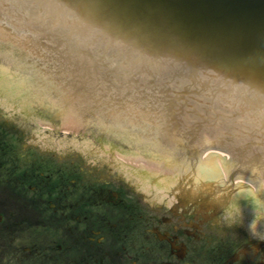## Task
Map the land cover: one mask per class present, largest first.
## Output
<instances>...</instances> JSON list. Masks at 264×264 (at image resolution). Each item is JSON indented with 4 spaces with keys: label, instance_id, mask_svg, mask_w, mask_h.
<instances>
[{
    "label": "water",
    "instance_id": "obj_1",
    "mask_svg": "<svg viewBox=\"0 0 264 264\" xmlns=\"http://www.w3.org/2000/svg\"><path fill=\"white\" fill-rule=\"evenodd\" d=\"M29 1L36 5L45 0ZM38 6L41 8L42 4ZM45 6L54 13L47 16V27L53 32L47 38L56 44L64 41L65 47L60 50L53 47L59 57L52 59L43 46L33 48L29 42L24 48L18 43L17 38L27 31L15 29L12 23H6L10 30L0 28V116L25 124L24 138L30 136L29 143L59 150L65 135L69 141L63 144L79 143L82 154H103V158L112 161L114 171L133 166L135 181L141 180L138 174L144 167L146 185L168 187L177 181L179 174L181 183L208 180L223 185L224 181L229 205L219 218L225 215L226 208H232L240 223L249 225L256 220V229L260 232L264 222V170L256 173L260 167L258 155L247 165L251 168L254 165L256 169V172L251 170L248 178L237 175L242 174L237 165L234 170L229 168L234 166L226 160L227 156L234 157L231 143L225 144V150L218 153L227 156L200 151L198 158L203 164L198 160L192 165L184 153L193 155V147L184 145L187 150H179L164 140V137L173 142H178V137L186 139L175 120L170 125L176 136L166 131L164 137L161 134L154 137L163 120L155 119L152 113L147 115L149 118L140 115L135 120V114L124 110L119 114L116 110L100 113L90 107L89 100H58L63 92L62 80L52 75L49 64L53 65L52 60L59 62L57 71L67 79L68 87L64 89L73 91L88 90L92 81L99 79L104 85L98 84L97 89H109L111 78L118 75L130 79L129 82L136 81V77H148L141 82L145 89L151 86L152 90L169 91L174 90L170 80L177 77L179 83L190 81L193 86L198 84L214 92L220 90L224 100L232 97L233 101H240L242 113L246 112L264 126V0H46ZM2 21L7 22L6 18ZM153 79L165 80L163 84L170 86L157 87ZM123 85L119 90L125 89ZM109 95L115 94L108 92ZM197 105L195 110L207 115L194 142L199 148L212 138L239 132L235 128L238 121L235 117L229 120L222 107L221 110L213 105L210 110L205 104ZM26 106H30V114H19ZM189 108L182 111L186 128L196 124L195 115L187 111ZM10 109L19 115L11 118ZM195 117L202 119L199 115ZM152 121L159 122L152 134H144L139 126L128 128L136 122L148 127ZM239 139L241 143L245 141L243 137ZM257 139L251 138L253 142ZM252 148L254 153L264 155L259 145ZM249 149H246L248 156ZM175 151L179 152L177 160ZM82 159L89 169V157L82 156ZM233 180L238 184L234 190L228 187L229 183L233 185ZM245 181L253 187L245 190L242 186Z\"/></svg>",
    "mask_w": 264,
    "mask_h": 264
},
{
    "label": "flooded vegetation",
    "instance_id": "obj_2",
    "mask_svg": "<svg viewBox=\"0 0 264 264\" xmlns=\"http://www.w3.org/2000/svg\"><path fill=\"white\" fill-rule=\"evenodd\" d=\"M11 120L0 159V264H264V239L219 220L208 201L183 200L182 185L146 191L133 170L114 171L78 143L54 154L18 146L25 128Z\"/></svg>",
    "mask_w": 264,
    "mask_h": 264
},
{
    "label": "rangeland",
    "instance_id": "obj_3",
    "mask_svg": "<svg viewBox=\"0 0 264 264\" xmlns=\"http://www.w3.org/2000/svg\"><path fill=\"white\" fill-rule=\"evenodd\" d=\"M9 122H11L10 120L0 116V159H2V157L4 156V152L3 150H6L7 153H8V150H9V143H10V136H9V132H10V125H9ZM2 138H4L2 140ZM30 136L26 137L25 141H23L22 143H28L29 146H33L35 148H38L39 150H42V152H45V153H48V154H54L56 153V151H58L57 149H53V148H49V147H45V146H41V145H37V144H33V143H29L28 140H29ZM83 160V159H82ZM85 167V170L88 169L87 165L85 164L84 165Z\"/></svg>",
    "mask_w": 264,
    "mask_h": 264
},
{
    "label": "clouds",
    "instance_id": "obj_4",
    "mask_svg": "<svg viewBox=\"0 0 264 264\" xmlns=\"http://www.w3.org/2000/svg\"><path fill=\"white\" fill-rule=\"evenodd\" d=\"M225 219L228 221L229 224L235 222V216H234V213L232 211V208H226L225 209ZM256 224H257V221L253 220L248 225L249 231L252 233L253 236L258 237L259 239H264V235L257 232Z\"/></svg>",
    "mask_w": 264,
    "mask_h": 264
}]
</instances>
